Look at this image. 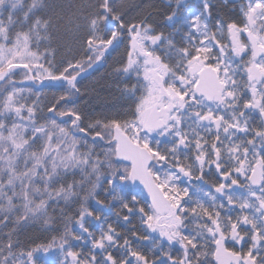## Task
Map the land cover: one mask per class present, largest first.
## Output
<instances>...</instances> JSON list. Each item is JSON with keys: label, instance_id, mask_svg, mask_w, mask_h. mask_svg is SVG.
Segmentation results:
<instances>
[{"label": "snow or ice", "instance_id": "snow-or-ice-1", "mask_svg": "<svg viewBox=\"0 0 264 264\" xmlns=\"http://www.w3.org/2000/svg\"><path fill=\"white\" fill-rule=\"evenodd\" d=\"M0 264H264V0H0Z\"/></svg>", "mask_w": 264, "mask_h": 264}]
</instances>
